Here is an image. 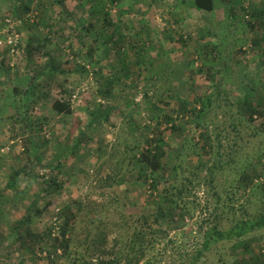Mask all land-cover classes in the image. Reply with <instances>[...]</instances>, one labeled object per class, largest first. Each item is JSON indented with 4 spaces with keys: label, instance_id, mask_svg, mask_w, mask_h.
Instances as JSON below:
<instances>
[{
    "label": "rangeland",
    "instance_id": "rangeland-1",
    "mask_svg": "<svg viewBox=\"0 0 264 264\" xmlns=\"http://www.w3.org/2000/svg\"><path fill=\"white\" fill-rule=\"evenodd\" d=\"M9 1L4 8L0 6V32L5 27V18H23L9 12L18 0ZM25 1L29 6L26 14L33 7L38 22L23 21L18 26L21 44L17 54H9L7 47H3L5 37L0 35V79L11 77L10 82L21 85L25 93L33 80L42 81V90L37 95L41 96L42 92L47 95L42 100L37 99L35 106H31L30 99L19 107L11 89L13 85L0 86V264L111 262L117 258L115 237L118 231L115 228L102 230L92 223L96 215L91 212L101 207L110 209L111 214L116 210L115 217L120 214L129 224L132 216L136 218L141 213L154 211L148 190H144V183L139 180L138 165L130 162L136 148L144 144L148 134L154 136L157 127L167 140V148L182 145L183 137L166 130L165 116L176 112L179 103L192 108L195 96L218 90L219 107L207 112L206 120L219 128L216 132H229V140H233L234 134L229 129L221 130L227 125L223 121L224 111L230 107L236 111L238 98L248 97L261 103L264 109L261 100L264 99V0H214V11L210 14L194 9L192 0H70L77 5V14L86 18L72 25L57 15L62 10V3H57L59 0H39L37 6L31 0ZM42 16H47V20L41 19ZM29 26L33 28L31 33L39 34L36 35L38 42L31 43L43 46V54L51 56L53 64L44 65L48 63L47 57L33 64L36 52L31 53L32 61L27 62L26 46L31 36H27L28 30L23 34L21 30ZM46 26L57 27L62 32L56 36L50 34L48 38L44 32ZM42 28L44 31H39ZM54 46H57L56 51ZM88 51L92 53L85 57ZM69 57H73V62ZM188 62H193V68L188 67ZM80 63L89 65V74L87 67ZM98 67L102 68L105 83L113 81L114 92L121 101L107 103L105 106L114 113L102 115L96 126L88 127L97 111L104 107L98 95L102 79L97 81L94 74ZM189 78L192 84H188ZM84 84L85 91L73 103L74 113L61 117L54 114L51 104L59 94L62 91L68 94ZM146 93L149 99H145ZM27 105L29 109L33 107L28 113ZM261 114L253 116L255 126L262 128L257 129L249 145H243V139L237 141L238 157H255V163L257 157L262 158L257 163L259 169L263 168L264 160V110ZM85 131L91 133L94 142L85 141L75 153L67 155ZM194 134L195 130L190 128L185 137ZM97 144L105 159L93 164ZM222 145L225 147L226 141ZM62 151L66 155L60 156ZM113 154L118 162L123 158L130 162L117 170V166L108 161ZM58 160L66 162L64 168L59 167L62 162ZM194 160L192 155L185 158L186 163ZM115 171L120 174L115 176ZM14 172L19 176L14 180L16 184L9 187L7 184ZM52 177L61 187L59 193L48 188ZM229 180L227 173L218 176V190L228 188ZM103 185L112 188L120 185L119 196L113 198L115 203L111 204L107 195L100 197L96 193ZM196 194L201 206L212 201L208 190L202 187ZM78 203L80 209L76 206ZM65 205L70 206L68 212L73 216L74 226L69 235V257L63 258L57 248L60 255L54 256L52 263L47 258L52 247L46 234L52 226L57 235L55 215ZM199 216V212L194 218L185 216L182 226L174 223L175 227L168 229V237L190 244L192 238L188 235L195 230ZM260 244L264 245V237L252 243L254 253ZM225 251L217 245L211 252L212 258L216 261L217 254L227 257ZM229 253L227 250L226 254Z\"/></svg>",
    "mask_w": 264,
    "mask_h": 264
},
{
    "label": "trees",
    "instance_id": "trees-1",
    "mask_svg": "<svg viewBox=\"0 0 264 264\" xmlns=\"http://www.w3.org/2000/svg\"><path fill=\"white\" fill-rule=\"evenodd\" d=\"M191 5L202 14H210L214 11L215 2L214 0H192ZM258 13L261 14V12ZM249 26L252 28L250 23ZM180 41L183 42L182 38ZM91 53L92 51H88L85 57ZM193 62H188V67L193 68ZM94 74L97 81L101 79L104 81H99L100 85L98 84L99 98L103 101H113L117 96L113 81L110 79L105 83L100 67ZM156 74L159 75L157 72ZM191 79H188V84L193 83ZM32 82L33 85L30 84V90L26 93L21 88H13L19 107L24 105L23 101L26 105L30 99L33 101L31 106L38 102L37 93L42 90V82L35 83L34 80ZM72 92L73 90L66 94L62 91L52 102L51 110L54 114L70 116L74 113L70 99ZM209 92L195 96L193 98L195 106L192 108H187L184 102H178L177 111L165 116V123L168 126L166 130L177 133L180 138L183 137L182 145L176 146L175 149L167 148V140L157 127L153 131L154 136L148 134L144 144L133 152V162L124 158L118 162L114 154L112 157L109 155L111 161L110 159L108 161L117 166V170H121L125 162L137 163L139 180L144 183V190H148V198L154 204V211L141 213L136 218L132 216L129 224L123 220L122 215L115 217L116 210L114 214H111L110 209L101 207L91 212L98 218V220L92 219V223L101 227L102 230L115 228L118 231L115 237V245L118 247L117 258L101 264H121L122 262L123 264H168V262L169 264H264V253H262L264 245L260 244L257 253H254L252 248L253 242L264 237V184L262 183L264 160L261 163L263 168L259 169L257 163L262 160L261 157L256 156V163L253 161L255 157H238L240 148L237 144L238 140L243 139L245 140L243 145H249V141L256 136L262 126H255L253 116H261L264 109L261 103H255L249 97L243 100L238 98L236 106L238 109L233 112L230 107L223 114V121L227 125L221 130L229 129L234 134L233 140H229V132L226 134L216 132L219 128L206 120L207 112H214L220 103V92L218 90L215 93ZM145 99H149L147 93ZM261 100L264 102V99ZM226 103L231 105L230 102ZM32 108L29 109L27 105L29 110L26 112H30ZM27 113L24 120L27 118ZM90 125L91 122L88 126ZM138 127L140 129L141 126ZM190 128L195 130V134L186 138L185 134ZM148 129L149 126H146L145 130ZM87 133L81 132L70 155L85 143ZM223 141H226L225 147L222 145ZM63 153L64 151L60 156ZM98 153L103 154L101 149ZM191 155L195 156V160L193 163H186L185 158ZM112 159L115 161L112 162ZM115 172V176L120 174L119 171ZM225 173L230 179V186L218 190L217 177H222ZM18 176V172H14L7 186L15 185L14 180ZM118 182L121 183V181ZM48 183L51 191H57V193L61 191L60 185L53 177ZM200 187L208 190L212 198L210 203L205 202L203 206L197 203L196 193ZM119 192L120 185L115 188L103 185L96 190L100 197L107 195L111 204L116 202L113 198L118 197ZM76 206L80 209L81 204L78 203ZM69 208L70 206L65 205L57 210L59 211L55 215L58 223L57 235H54L52 226L48 228L46 234L52 247V250H48L47 258L52 263L51 257L55 256L57 248L61 250L63 258L69 257V235L74 228L71 223L73 216L69 214ZM197 212L200 216L195 223L196 228L188 235L192 238L190 244L178 243L168 237V229L174 228V223L182 226L185 216L194 218ZM202 215H204L203 218ZM128 229L129 232H127ZM119 243L120 246H118ZM217 245L223 250H229L230 253L226 254L225 251L227 256L225 258L222 254H217L216 262L211 252L216 250ZM158 246L161 247L160 250Z\"/></svg>",
    "mask_w": 264,
    "mask_h": 264
},
{
    "label": "crops",
    "instance_id": "crops-1",
    "mask_svg": "<svg viewBox=\"0 0 264 264\" xmlns=\"http://www.w3.org/2000/svg\"><path fill=\"white\" fill-rule=\"evenodd\" d=\"M7 1L8 0H0V6H1V8H2V6H3V8L5 7V4H7ZM10 1H12L13 2V0H10ZM9 1V2H10ZM18 4L17 5H15V6H13L10 10H9V12L12 14V15H17V16H21V17H25L27 14V8H28V11H29V6H28V3L25 1V0H18V2H17ZM58 4H60V3H62V10H60V11H58L57 12V15L59 16H61V17H64L63 19H66V20H68L69 21V23L72 25L74 22L77 24L79 21V19L80 18H83V19H86L85 18V16L83 15V16H79L78 14H77V11L75 10V8H77V5H75V4H72V2L70 3V0H59L58 2H57ZM26 7V8H25ZM26 14V15H25ZM57 16V17H58ZM59 16V17H60ZM58 17V18H59ZM41 19H43V20H47V16H42V18ZM46 23V22H45ZM47 28L45 29V31L43 30V28L42 29H40L39 31H41V30H43L44 32H46V34L48 35V38L50 37V34H52V35H55L56 36V34H59L60 32H62V30H60V29H58L57 27H54V28H49L48 26H46ZM64 27H62L61 29H63ZM26 30H28L29 32H27L26 33ZM31 30H33V28H31L30 26L29 27H25L24 29H23V31L21 30V33L23 34V32L25 31V33L27 34V36H31V38H28V40L30 41V42H28V44H27V46H26V58H27V62L28 63H30V61H32V54L31 53H33V52H36V56H34V59H35V62H33V64H36L37 62H39L38 61V59H41L42 57H47V58H45V59H47V61H48V63L47 62H44V65L45 66H49V63L51 64H53L54 63V61L53 60H51V59H53L51 56H49L48 54H46V53H44L43 54V50H42V47L43 46H35V45H37L36 43L35 44H33V43H31V42H38V38H37V36L36 35H39L38 34V32H33V33H31L30 31ZM67 29H65V31H66ZM67 32V31H66ZM26 42V43H27ZM48 42V41H47ZM73 43V42H72ZM52 45H54V44H51L50 46H52ZM60 44L59 43H57V46H59ZM57 46H54V51H56V47ZM3 47H5V45L3 44ZM6 48V47H5ZM67 48V47H66ZM42 50V51H41ZM66 51H68V50H65L64 49V52H66ZM69 60H71L72 62H73V57H69ZM1 63L2 62H0V67H1ZM26 65H28V64H26ZM54 65H56V64H54ZM42 74H41V76H40V80L39 81H41V79H42ZM0 80H2L1 82H0V86L1 87H7V85H13V86H11V89H12V91H13V88L14 87H18V88H22V86L20 85V86H17L16 84H13V83H11L10 82V80H12L11 79V77L10 78H6V79H0ZM4 81H6V84H4ZM42 82V81H41ZM22 83V82H21ZM39 83V82H38ZM13 94H14V92H13ZM47 95V93L46 92H42L41 93V96H39V94L37 95L38 97L37 98H39L40 100H42L43 99V97L44 96H46ZM36 98V99H37ZM114 100H116V102H114ZM113 101H103V108H102V110L100 111V112H102V113H100V112H98L97 111V114H95V116L93 117V121L91 122V125L90 126H92V124L93 125H95L96 126V124L97 123H99L98 121H99V119H100V116L102 115V114H104L103 116H109V114H112V113H114V112H110V111H112V110H108V108L105 106L107 103H110V104H117V103H119V101H121L120 100V96H115V99H114ZM114 109H115V107H114ZM62 115H58V117H61ZM104 118V117H103ZM89 127V126H88ZM91 133H87V140L86 141H92V142H94L93 140H92V137H91V135H90ZM100 144H97V147H96V153H95V155L94 156H92V158L94 159L93 160V164H96V163H101L102 161H104V159H105V155L104 154H99L98 153V150L100 149V146H99ZM64 155H66L65 154V151H64V153H63ZM67 155H70V154H67ZM58 161H61V160H58ZM62 162V165L60 166V167H65V165H66V162L63 160V161H61ZM64 162V163H63ZM59 168V167H58ZM72 169V168H71ZM62 174H64V172H61Z\"/></svg>",
    "mask_w": 264,
    "mask_h": 264
},
{
    "label": "built area",
    "instance_id": "built-area-1",
    "mask_svg": "<svg viewBox=\"0 0 264 264\" xmlns=\"http://www.w3.org/2000/svg\"><path fill=\"white\" fill-rule=\"evenodd\" d=\"M31 3L37 6L39 4V0H31ZM3 21L5 24V27L0 32V35H3V37H5V47H7L10 55L17 54L20 44H21L20 31H19L20 29H18V26H20L23 21L25 22L28 21L31 24L38 22V14L32 7L30 12L22 19L12 20L11 18H5ZM80 64L81 66L85 68L87 67L86 70L88 72L89 65L87 64L85 65V63H80ZM91 75L92 74H90V76ZM85 87H86V84H84V86H79L73 90L71 97H70L72 105L76 101V99L80 96V94L85 91ZM263 253H264V250H263ZM43 255L45 256L46 254H43ZM57 255H60L59 249L56 250L55 257ZM51 258H53V256Z\"/></svg>",
    "mask_w": 264,
    "mask_h": 264
}]
</instances>
